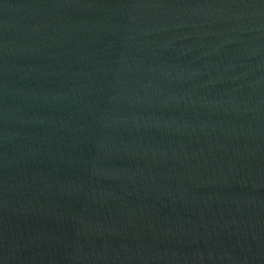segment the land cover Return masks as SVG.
Masks as SVG:
<instances>
[{
  "label": "water",
  "instance_id": "obj_1",
  "mask_svg": "<svg viewBox=\"0 0 264 264\" xmlns=\"http://www.w3.org/2000/svg\"><path fill=\"white\" fill-rule=\"evenodd\" d=\"M0 264H264V0H0Z\"/></svg>",
  "mask_w": 264,
  "mask_h": 264
}]
</instances>
